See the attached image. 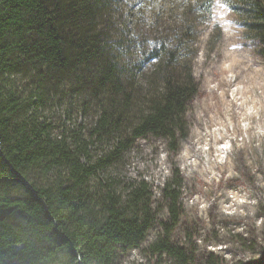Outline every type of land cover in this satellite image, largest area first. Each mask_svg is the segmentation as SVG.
<instances>
[{"label":"trees","instance_id":"trees-1","mask_svg":"<svg viewBox=\"0 0 264 264\" xmlns=\"http://www.w3.org/2000/svg\"><path fill=\"white\" fill-rule=\"evenodd\" d=\"M190 1L183 12L199 19L213 4ZM232 2L264 56V0ZM114 5L0 0V264H118L156 223L141 250L147 262L136 264H162V255L194 264L171 241L182 214L179 171L156 197L145 179L121 184L110 169L138 138H160L174 154L187 137L199 86L185 51L196 26L187 18L143 38L119 36ZM71 97L95 106L89 126L46 114Z\"/></svg>","mask_w":264,"mask_h":264},{"label":"rangeland","instance_id":"rangeland-1","mask_svg":"<svg viewBox=\"0 0 264 264\" xmlns=\"http://www.w3.org/2000/svg\"><path fill=\"white\" fill-rule=\"evenodd\" d=\"M114 2V34L127 38L156 34L162 26L187 18L192 21L195 38L185 52H191L187 60L199 87L187 113V137L174 154L165 141L146 135L133 142L111 172L121 184L145 179L157 197L162 182L176 168L184 185L182 214L171 241L192 253L194 264H262L264 56L260 43L241 25L242 16L233 10L232 0H213L202 19L183 12L194 2L190 0ZM47 113L55 123L72 129L79 123L89 126L95 106L71 97L60 107L50 105ZM156 218L166 220L167 212H158ZM159 231L154 224L141 246L121 255L118 264L147 262L141 250ZM160 259L162 264H173L166 255Z\"/></svg>","mask_w":264,"mask_h":264},{"label":"bare ground","instance_id":"bare-ground-1","mask_svg":"<svg viewBox=\"0 0 264 264\" xmlns=\"http://www.w3.org/2000/svg\"><path fill=\"white\" fill-rule=\"evenodd\" d=\"M230 38H231V37H230ZM234 42H235V41H234ZM235 45H236V44H235ZM236 67H237V66H236ZM229 69L232 70L231 67H229ZM240 70H241V69H240ZM252 70H253V69H252ZM235 72H236V71H235ZM245 77H246V76H245ZM232 78H233V77H232ZM246 81H247V80H246ZM205 135H206V134H205ZM215 137H216V136H215ZM192 139H193V137H192ZM197 151H199V150H197ZM188 161L190 162L191 166L193 167V166H194V163H192L193 161H192L191 159H188ZM192 167H191V168H192ZM218 184H219V183H218ZM228 215H229V214H228ZM247 217H248V215H247ZM250 219H251V218H250ZM223 222H224V220H223ZM229 223H230V222H229Z\"/></svg>","mask_w":264,"mask_h":264}]
</instances>
